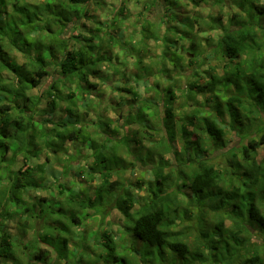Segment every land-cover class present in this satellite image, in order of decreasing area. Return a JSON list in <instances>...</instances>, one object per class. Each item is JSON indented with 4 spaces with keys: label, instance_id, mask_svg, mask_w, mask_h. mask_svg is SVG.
<instances>
[{
    "label": "rangeland",
    "instance_id": "obj_1",
    "mask_svg": "<svg viewBox=\"0 0 264 264\" xmlns=\"http://www.w3.org/2000/svg\"><path fill=\"white\" fill-rule=\"evenodd\" d=\"M60 1L50 0L57 5ZM44 2L45 0H28L34 8L33 11ZM166 4L165 0H93L87 6H83L80 20L67 26L63 38L72 49L78 46L79 35L81 38L94 37L93 44L97 53L93 58L99 55L104 58L96 66L100 70L99 74L91 78L97 87L84 92L76 81L61 79L59 59L58 61L52 59L49 69L51 76L44 81L42 90L29 92L34 101L41 97L33 112L37 131L34 136L28 137L31 144L27 147L30 158H26L25 154L15 158L11 167L12 172L0 183L2 192L0 201L3 203L7 198L3 191L12 185L14 177L11 178V175L14 173L15 176L20 168L32 169L38 186L23 193V199L27 203L22 208L28 206L32 212L31 216L37 215L40 209L43 210L38 218H34L38 221L35 222L38 223L37 230L40 233L50 234L57 243L58 238L69 240L68 258L59 260L58 264H110L106 261L107 252L101 238L105 233L115 237L119 251L127 255L130 264H162L157 248H149L150 251L142 253L143 245L126 233V219L116 209L113 198L108 194H98L97 189L101 180L99 172L111 170V180L118 181L122 187L134 193L139 204L131 212L136 213L144 206L150 189L155 188L152 185L156 181L157 169L161 167L164 176L168 177L163 187L168 191L177 183L180 185L183 174L190 172L187 152L193 151L195 144L184 141L182 127L186 125L188 116L192 115L194 109H198L203 115L213 113L219 121L222 120L213 107L215 103L222 104L224 101L222 94L219 92L199 94L194 89L190 90V85L196 83L200 75L203 76L206 71L222 74L227 62L226 59H220L216 45L224 32L220 26L216 28L218 24L215 25L213 20L220 18L222 28H227L230 18L238 11L236 0H222L221 3L217 0H178L173 6L177 20L164 17L163 9ZM9 10L11 12L12 7L9 6ZM187 17L196 18L199 24H194L195 31L192 36L179 41L177 48L183 60L180 61L179 67H175L169 60L170 54H167L166 60L162 58L167 46L166 37L179 38V34L169 29L175 25L179 27L180 34L185 33L187 28L181 22ZM49 27L51 29L49 31L55 33L63 28L53 19L50 20ZM49 31L38 36V41L42 43L48 41L50 36L47 35L51 33ZM33 37L35 42L37 36L34 33ZM192 39L199 45V53L196 56L192 54L194 64L190 66L188 65L190 56L187 52ZM80 41L83 43L82 39ZM32 46L34 47L33 43ZM18 50L12 49V59L23 64L26 59ZM32 54L34 55L33 50ZM56 56L61 58L63 53L58 51ZM139 60L142 61L141 65L138 63ZM54 83L58 84L66 98V101L60 102L61 109L72 104L71 99L67 97L74 93L81 115L77 125L91 133L93 140L98 144L97 153L107 157L106 163L100 167H96L95 151L93 153L82 142H69L64 148H55L57 151L53 152L51 145L56 141L44 136L45 132L48 134L51 132L54 124L64 122L67 115L61 109L47 114L44 112L48 101L45 93ZM170 86L176 87L174 89L177 90L176 101L171 106L175 116L173 121L166 120L168 108L166 93ZM125 89H131L132 92H126ZM218 95L220 98H217ZM253 103L256 102L253 100ZM223 117L225 120L222 126L226 132L224 144H215L204 131L196 132L202 137L206 149V152L200 153L201 158L207 159L220 170L230 174L237 165L243 163L241 153L243 146L251 139H258L261 130L264 129V116L254 114V120L247 123L242 130L234 129L229 124V117L225 115ZM47 120L49 123L45 124ZM73 126L68 125L67 128L72 130ZM187 126L192 132L193 128ZM256 158L258 161L264 158V145L258 150ZM118 162L119 167L115 165ZM121 162L124 164L121 165ZM117 169L118 172L115 171ZM180 198L187 199L185 196ZM40 199L43 201L40 202ZM183 209L184 205L179 207L173 219L175 224H172V229L182 234V239L190 248L196 249L199 246L205 252L204 247L207 244L220 240V232L215 229V224L221 213L208 208L198 219L194 207L185 212ZM19 212L17 213L16 206L11 204L9 220L0 219V224L8 227L13 237L18 239L19 243H23L20 248L15 249V257L20 262L18 264H28L26 261L28 250H25L24 245L28 247L34 245L35 222L34 220L27 222L24 231L21 226L27 214H23L22 209H19ZM223 229L234 233L238 231L229 220L225 222ZM237 238L247 243V249L242 252L246 257H249L254 249H258L261 257H264V234L249 226L248 232L242 230ZM30 240L32 243L28 242ZM237 241L230 242L234 245ZM51 252L52 259L48 264H53L57 254L55 251ZM144 254H148L147 257H144ZM219 254L222 262L228 259L224 249H221ZM171 259V255L166 253L163 264H171ZM208 260L211 261L212 257L209 256ZM184 263L176 260L175 264ZM241 263L242 261L235 260L233 264ZM0 264L13 262L0 259Z\"/></svg>",
    "mask_w": 264,
    "mask_h": 264
},
{
    "label": "trees",
    "instance_id": "obj_2",
    "mask_svg": "<svg viewBox=\"0 0 264 264\" xmlns=\"http://www.w3.org/2000/svg\"><path fill=\"white\" fill-rule=\"evenodd\" d=\"M92 1L61 0L57 5L50 0H45L33 11L34 8L28 0H0V183L12 172L11 167L16 157L25 154L26 158H30L27 151V147L31 145L28 137L34 136L37 131L33 112L41 97H37L34 101V97L29 95V92L36 89L42 90L44 81L51 76L50 60L58 61L59 59L61 79L64 78L69 82L76 81L84 92L89 88L97 87L96 83H92L91 78L99 74L100 70L96 66L104 58L100 55L93 58L97 53L93 44L94 37L81 38L79 35L78 46L72 49L69 48L68 41L63 38L67 26L80 20L81 8ZM165 1L167 4L163 9L164 17L177 20L173 6L178 0ZM217 2L221 3L222 0ZM236 5L238 11L230 18L227 28H222L220 18L213 20L215 25L218 24L216 28L220 26L224 32L216 45L220 59H226L227 62L222 74L206 71L203 76L200 75L196 83L190 85V90L194 89L199 94L219 92L224 101L222 104L215 103L213 106L222 120L219 121L213 113L203 115L201 111L194 109L192 115L188 116L186 125H183L184 141L193 143L195 146L192 148L193 151L187 152L189 157L187 165L190 172L183 174L182 183L180 185L177 183L171 191L163 189L168 177L164 176L165 173L160 167L156 171V181L152 185L155 188L150 189V195L146 197L144 206L136 213H132L131 211L139 204L134 193L122 187L118 181H112L111 170L99 172L101 180L97 189L98 194H108L113 198L116 209L126 219V233L143 245L142 253L150 251L149 248H157L162 264L165 263L166 253L172 257L171 264H175L176 260H181L185 262L184 264H233L235 260L242 261L241 264H264V257H261L258 249L251 251L249 257L242 254L247 249V243L237 238L242 230L248 232L249 226L264 234V158L261 161L256 158L258 150L264 145V129L261 130L258 139H251L247 145L243 146L241 152L243 163L237 165L230 174L220 170L207 159L201 158L200 153L206 152V149L202 137L196 132L204 131L215 144H224L226 137L222 126L225 120L224 115L229 117L230 126L240 130L245 129L246 124L254 120V114L264 116V0H236ZM9 6L12 7L11 12ZM51 19L55 20L59 27L62 25L61 31L58 30L56 33L49 31ZM196 23L199 24V20L194 17L183 19L181 24L187 28L184 35L180 34L178 26L169 27L171 31L179 34V38L166 37L167 46L162 57L164 60L168 58L167 54H170V62L175 67L180 66L183 57L178 52L177 46L180 40L194 34ZM46 31L51 32V35H47L50 38L45 43L39 42L38 36H42V33ZM33 33L37 36L36 43ZM81 39L83 43L79 42ZM13 48L19 49L18 51L26 59L25 63L19 64L13 61L11 56ZM58 51L63 53L61 58L56 56ZM198 53L199 45L192 39L187 52L190 56L188 65L194 64L191 56L192 54L196 56ZM138 63L141 65L142 61L139 60ZM163 71L165 72V69ZM174 88L176 87L167 88V121H173L175 118L171 107L177 97V90ZM125 91L132 92L131 89H125ZM45 95L48 98L47 109L44 111L46 114L58 111L61 109L60 102L66 101L56 83L48 87ZM219 95L217 98H220ZM67 98L71 99L72 104L61 109L67 113L66 119L62 123L54 124L51 132L49 134L45 132L44 136H49L56 141L51 145L53 152L57 151L55 148H64L69 142H82L93 153L95 151L96 167H100L106 163L107 157L97 153L98 144L93 140L91 133L77 125L81 115L77 109L74 93H70ZM46 123L49 121H45ZM68 125H74V128L71 130L67 128ZM187 125L193 128L192 132L187 129ZM173 126H175L174 123ZM63 127H65L64 130L59 129ZM174 135L173 130L172 136ZM34 150L37 151L36 147ZM9 154H11L10 158H8ZM122 164L124 163L121 162ZM115 165L120 166L119 162ZM115 171L118 172L119 169ZM13 177L10 188L7 189V187L3 191L7 198L3 203L0 201V219L9 220L10 205L13 204L17 208V213H20L19 209H22L23 214H27L21 226L25 231L27 222L33 220L38 222L34 218H38V215L43 213L40 209L37 215L31 216L32 212L28 206L22 208L27 203L23 199V193L30 188H36L38 183L34 172L29 168H20L15 176L14 173L13 176L11 175V178ZM161 178L163 181H160ZM60 188L62 194V185ZM181 196L187 199H181ZM183 205V212L194 207L198 219L208 208L221 213L220 219L215 224V229L220 232V240L207 244L204 247L205 252L199 246L196 249L190 248L182 239V234L172 229V224H175L173 219L179 207ZM227 220L231 221L233 228L238 230L236 233L223 229ZM75 221H77L76 218ZM36 222L33 234L34 245L30 246L31 248L24 245L25 250H28V253L25 252L27 263L48 264L52 259L51 251L57 253L53 264H58L59 260H66L69 253V240L58 238L57 243L50 234L40 233ZM101 238L104 240L102 244L107 252V262L130 264L127 255L119 251L115 237L105 233ZM235 240H238L237 243L231 244L230 241ZM28 242L32 243V240ZM219 244L222 248L218 246ZM22 245L23 243H19V240L13 237L8 227L0 224V259L12 261L13 264L20 263L15 257V249ZM221 249H224L228 255V259L223 262L218 257ZM147 255L144 254V257ZM209 256L212 257L211 261L208 260ZM197 261L198 263H195Z\"/></svg>",
    "mask_w": 264,
    "mask_h": 264
}]
</instances>
